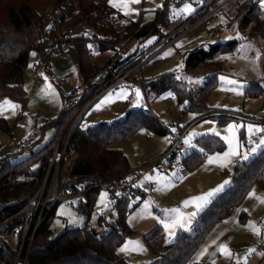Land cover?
I'll use <instances>...</instances> for the list:
<instances>
[{"label": "rangeland", "instance_id": "rangeland-1", "mask_svg": "<svg viewBox=\"0 0 264 264\" xmlns=\"http://www.w3.org/2000/svg\"><path fill=\"white\" fill-rule=\"evenodd\" d=\"M66 1L63 0L64 7H67ZM253 1L263 8L264 16V0H230L215 16L210 17L180 36L174 44L163 50L156 59L144 64L139 73L132 72L127 81L119 82L114 79L115 76L106 80L97 90L90 92L83 101L81 100L79 108L74 109L72 115L69 116L52 158L50 169L51 172H54L53 176L58 164L61 163L62 150L66 143L68 145L75 112L86 107V104L95 98L98 90L102 91L114 82L117 83L116 87L109 88L101 97L88 105L78 123L81 128L101 123H111L124 118L126 111L129 109H141L143 107L158 117L168 130H177L178 127L188 124L185 129L186 137L183 150L180 153L181 158L194 149L200 150L196 146V140L204 134L219 137L225 145L223 150L205 154L201 163L187 173H185L187 167L184 164L176 165L168 171L156 170L154 172L151 167L145 166L149 160L168 148L170 143L169 133L159 135L142 127L130 138L116 145L128 157L131 169L138 170L135 174V184L140 190L138 194L130 197L128 202L129 209L134 205H138L129 211L127 215V222L135 232L119 248L121 253H137L134 248L141 244V241L144 242V232L155 224L162 225L167 236L169 233H171L170 236L175 234L173 239L176 237V230H180L179 228L190 229L196 222V217L190 225L185 222L188 218H192L191 213L195 210L196 198L217 189L219 190L216 193L224 191L231 184V173L234 165L242 160H250L264 148V143H262L264 137L259 136L260 131H254L251 135L248 132L249 125H252L254 129H261L258 120L260 111L264 109V84L260 83L262 91L259 92L257 81L263 76L261 55L264 52V38H249L251 29L240 30L238 26L240 18H236L238 11L244 9V12H241V15H243L248 9L244 3ZM205 2L206 0H170L168 4L169 16L175 20L183 17L187 21L204 9L202 7ZM109 3L126 22L140 21L143 24H149L154 21L156 10L165 5V0H140L139 3H135L133 0H115L118 5L116 7L113 6L111 0ZM59 5V0H50L41 7V13L46 22L52 21ZM185 5H191L194 11L186 12L184 10ZM67 8L77 9L78 7L72 3ZM126 11L128 14H125ZM224 24H227L229 28L223 29ZM172 28L173 25L170 23L167 29ZM217 32L220 33V38L214 37ZM156 38L148 37L142 42L133 38L128 42L120 43L117 50L120 51L123 48L124 56L134 51L136 53L132 54V61L121 67L116 74L130 73L137 63L139 57H137V54L152 45ZM235 40L238 41V44L233 51L216 54L213 57V63L211 61L210 64L187 69L186 57L189 52L200 47L207 50L212 45ZM33 53H31L30 63L25 73V84H27L30 77V64L34 62L36 57ZM95 53L93 61L100 66V75L105 76L110 72L106 70V64L116 52L100 53L95 48ZM51 66L53 72L57 75H66L68 78L66 84L53 83L45 76L42 77L41 83L34 91L26 87L28 92L26 105L8 98L0 100V102L11 101L18 106L12 109L8 105H4L3 110H0V168L5 158L10 157L13 160L24 158L30 154L31 150H36L50 141L54 135V129L48 128L43 131L42 126L60 113L63 107V95L75 99L83 97L85 85L80 72L78 52L75 49L54 56L51 59ZM178 73H181V77H178ZM164 74H173L176 81L182 83L188 89L204 88L207 83L214 79L217 84L208 99V105L217 110L225 111L220 112L222 115L235 116L236 118L220 123L217 117L196 118L193 113L184 114V106L178 103L176 95L171 89H163L160 92L149 90L145 92L146 101L141 103L139 99L144 94L141 88L139 89L140 96L138 99H131L130 86L132 83L138 80L142 81V79L146 81L155 80ZM221 77L236 81V83L228 84L226 80H221ZM98 78L96 77L95 81H98ZM4 121L10 128L9 131L6 129ZM231 125L236 126L235 132L240 144L241 155L231 157V162L226 166H222L223 162L209 163V158L228 151V144L223 137L230 135L227 129ZM216 133H219V135ZM30 136L33 139L27 143L26 140ZM186 141L189 142L186 143ZM252 149L256 150L252 151ZM244 152H247L248 159L243 158ZM60 168L61 166H59V170ZM69 169L70 164L66 163L62 168L63 174H67ZM53 176L47 180V185H50ZM152 184L155 185L153 189ZM253 192L257 193L252 191L237 210L227 218L229 220L237 219L240 230L237 234L227 235L223 239V244L230 249L232 243L250 242L247 246L248 249L246 247L245 250L235 252L233 264L245 261L256 247L264 250V203L253 197L251 195ZM107 195L108 190L105 188H102L97 195L90 220L92 226H97L98 216L107 212ZM80 204L78 200H65L58 204L55 214L49 221L52 236L58 235L66 228L79 227L85 224L86 217L79 211ZM175 210H178V212ZM243 211L247 214V220L244 222L240 220ZM178 215H183L185 227L176 226L166 229L165 223L171 224ZM253 226L260 229L259 234L253 231ZM228 243L230 244L228 245ZM251 245L253 247L250 249L249 246ZM125 246H127V250L121 251ZM233 249L231 247L230 250Z\"/></svg>", "mask_w": 264, "mask_h": 264}, {"label": "trees", "instance_id": "trees-1", "mask_svg": "<svg viewBox=\"0 0 264 264\" xmlns=\"http://www.w3.org/2000/svg\"><path fill=\"white\" fill-rule=\"evenodd\" d=\"M48 1L50 0H0V100L8 98L22 105L27 104L25 73L31 53L37 50L35 42L47 23L41 13V7ZM109 1H66L67 7L72 3L75 4L78 7V17L94 23L102 34L95 40L83 38L76 42L85 92L81 99L62 96L63 107L60 113L42 126L43 131L48 128L54 129L50 141L36 150H31L24 158L13 160L7 157L3 160L0 168V213L8 215L18 212L31 201L45 180L53 176L54 172L50 169L52 158L69 116L74 109L79 108L81 100L83 101L90 92L97 90L102 83L113 76V73H118L121 67L131 62L132 54L136 53L134 51L127 56L123 55L120 60H115L117 46L133 38L142 42L148 37H157L152 45L137 54V57H140L165 37L163 29L171 23L168 11L170 0H165V5L156 10L155 19L149 24L140 21L112 23L111 16L116 10ZM214 1L206 0L202 8L212 5ZM59 4L60 11L67 8L64 7L63 0H59ZM244 5L248 8L245 13L241 15V12H244L242 9L236 15L237 19L240 18L239 29L245 31L250 28L249 38H264L263 8L255 1L246 2ZM90 44H93L100 53L116 52L106 64L110 72L105 76L100 75L101 68L94 63L89 53ZM237 44L238 41L235 40L212 45L207 50L202 47L197 48L188 53L186 67L190 69L210 64L211 61L213 63L216 54L233 51ZM61 53L45 54L44 57L51 59ZM142 67L135 73H139ZM261 70L263 76L257 81L259 92L262 91L260 83L264 84V52L261 55ZM96 77H99L98 81H95ZM135 83L141 84L145 92L171 89L178 103L184 106V114L193 113L196 118L217 117L220 123L236 118L222 115L220 112L225 111L208 105V99L217 84L214 79L201 89H188L177 82L173 74H164L150 81L142 79ZM4 123L9 131L7 123L5 121ZM187 125L178 129L185 130ZM142 127L159 135L167 133L170 135L172 132L158 117L144 108H131L126 111L124 118L111 123H101L87 128H81L78 124L70 136L61 159L59 191L72 189L78 192L81 186L85 189L98 187L102 183L131 172L128 157L116 145L130 138ZM196 146L200 150L194 149L182 158L181 165L187 167L185 173L198 166L208 152L225 148L221 139L211 134L199 136ZM66 163L70 164V169L67 174H63L62 168ZM230 183L197 214L196 222L191 229H180L171 242L166 241L165 230L160 224H155L145 231L144 240L155 255V258L147 264H194L196 253L207 242L217 224L231 216L252 191L264 196V148L250 160H242L234 165ZM101 189L102 187H99L87 192L78 200L81 203L79 211L86 217L83 226L66 228L58 235L52 236L49 221L57 207L53 209L34 239L27 264H131L119 254L118 250L135 232L127 222V215L138 205L129 209L130 198H125L114 210L107 209L106 213L100 214L97 218V226H92L90 220ZM241 219L247 220L245 211L242 212ZM15 259L14 251L0 249V264H14Z\"/></svg>", "mask_w": 264, "mask_h": 264}, {"label": "built area", "instance_id": "built-area-1", "mask_svg": "<svg viewBox=\"0 0 264 264\" xmlns=\"http://www.w3.org/2000/svg\"><path fill=\"white\" fill-rule=\"evenodd\" d=\"M230 0H215L212 5L208 6L197 14L194 18L185 20L183 17L180 19H174L171 17L172 29H163L164 38L157 44L150 47L145 53H143L138 59L135 68L128 74H114V79L119 82L127 81L132 72L142 67L144 64L156 59L159 54L165 50L168 46L174 44L177 39L183 34L190 31L195 26L203 23L212 16H215L222 7ZM71 5V4H70ZM77 9H64L61 11L57 9L54 13V17L51 22H47L43 27L40 37L36 40L35 46L37 50L34 62L31 64L32 79L35 83L38 82V76L42 71L46 72L53 83L66 84L68 78L66 76L57 75L53 72L50 64L51 59L44 57L47 55H54L56 53L66 52L71 49L77 50L76 42L79 39H91L95 40L97 37H101L102 34L99 28L94 23L88 20H82L78 17ZM112 23L124 24L126 21L116 11L111 16ZM229 26L224 24L223 29H227ZM215 38H220V33L214 34ZM89 53L94 59L95 57V46L90 44ZM124 49L121 48L117 52L115 60L123 58ZM106 70H109L107 67ZM181 77V73L177 74ZM117 83L114 82L102 91H97V95L86 107L78 109L72 119V126L69 133V138L78 125L79 120L88 107L93 101L101 97L106 90L111 87H116ZM143 90V96L140 97V102L146 101L145 89L139 83H132L130 86V97L132 100L138 99L137 90ZM101 90V89H100ZM260 118L258 120L261 129H264V109L260 111ZM260 137H264V132H259ZM169 146L168 148L149 160L145 166L151 167L152 171L161 170L168 171L170 168L182 163L180 153L183 150V143L186 137V130H172L169 135ZM32 136L27 140L29 143L32 140ZM67 143L62 150L60 157L62 158L66 150ZM59 166L58 164L53 179L50 185H47V181L38 189L31 201L26 204L22 209L13 214H2L0 213V249H10L16 254L14 264H27L28 257L32 248L35 237L37 236L40 229L47 222L51 212L55 209L61 201L65 200H79L87 192L95 190L96 188L102 187L108 190L106 198V205L108 210H114L116 206L122 202L125 198L135 196L140 192L139 188L135 184V180L130 178L132 172H129L125 176L114 178L108 182L102 183L98 187H90L85 189L83 186L79 187L78 192H74L72 189H64L59 191ZM138 170L134 171L136 173ZM155 185L152 184V189Z\"/></svg>", "mask_w": 264, "mask_h": 264}, {"label": "crops", "instance_id": "crops-1", "mask_svg": "<svg viewBox=\"0 0 264 264\" xmlns=\"http://www.w3.org/2000/svg\"><path fill=\"white\" fill-rule=\"evenodd\" d=\"M35 56H36V53H35ZM31 64H30V77L28 79L27 84H25V88L29 87V88H31V90L33 89V91H34L37 88V86L41 83L42 77L46 76L49 78V76L46 72L42 71L40 73V75L38 76V82L35 83L32 79ZM50 64H51V60H50ZM61 76H66V75H61ZM62 101H63V98H62ZM134 171H136V170H131L132 174L130 175V177L136 181L135 174L137 172L134 173ZM230 182H231V180H230ZM216 191H214L213 192L214 195L209 197L206 201L196 200L195 210L191 213L192 218H188L187 222H185V223H188V225H190L192 223L193 219H195L197 214L209 204L211 199L216 194H218V193H216ZM207 194L208 193L201 195V196H207ZM256 195H259V194L256 193ZM197 204L199 205V207H197ZM237 216L239 218L238 214H237ZM240 220L242 221L241 216H240ZM179 229H184V228H179ZM190 229H191V227H190ZM190 229H188V230H190ZM239 230H240V225H239L237 219H231V220L226 219L223 222H220L219 224H217L215 226V228L213 229V231L211 232V234L209 235L207 242L196 253V255L193 259V263L194 264H233L234 258H235V252L239 251V250H243V249L245 250L250 242H236V243H232V244H230L231 242L228 243V245L230 244V249H231V247L234 248L231 251L233 254L231 257L226 256L222 253L221 246L224 245L223 239L227 235H229L231 233L237 234L239 232ZM178 231L179 230H176L175 233L177 234ZM165 235H166V232H165ZM174 235L173 236H170V234L168 236L166 235V241L171 242V240H173ZM140 243L141 244L137 245L134 248V250L137 251V253H134V254H129L127 252L121 253L120 249L118 250V252L122 257H125L131 264H147L155 258V255L150 250V248L147 246L145 240H144V242L141 241ZM252 247H253L252 245L249 246L250 249ZM247 249H248V247H247ZM254 250L255 251H253L249 256H247L245 261H243L239 264H264V250H262L260 247H256Z\"/></svg>", "mask_w": 264, "mask_h": 264}, {"label": "snow or ice", "instance_id": "snow-or-ice-1", "mask_svg": "<svg viewBox=\"0 0 264 264\" xmlns=\"http://www.w3.org/2000/svg\"><path fill=\"white\" fill-rule=\"evenodd\" d=\"M111 2L113 3V6L114 7L118 6L115 3V0H111ZM133 2L139 3L140 0H133ZM126 7L127 6L125 5V8ZM184 10L186 12H189V13L192 12V11H194V9L191 8V5H185V9ZM125 14H128V12L126 11ZM33 55H35V53H33ZM221 80H226V82L228 84H235L236 83V81L228 80L225 77H221ZM139 96H140V92H139V90H137V97H139ZM109 99H110V97H109ZM4 105H8L12 109H15L16 107H18L17 105L13 104L11 101L5 100L3 102H0V110H3V106ZM235 128H236L235 125H231L227 129V131H228V133H230V135H226V136L223 137V139L228 144V151L224 152L223 154H217L216 156L209 158V163H213V162H223L222 163V166H226L228 163L231 162V157L241 155V152H240V144H239V141L237 139V134L235 132ZM254 131L264 132V129H254V127L252 125H249L248 126V132H249V134L251 135ZM216 134L219 135V133H216ZM187 142H189V141H186V143ZM262 143H264V141H262ZM255 150L256 149H252V151H255ZM243 158L244 159H248L247 152H244L243 153ZM149 179H151V177H149ZM217 190H219V189H217ZM212 195H214V193L213 192H210V193L207 194V196H201V197H198L196 199L199 200V201H206ZM251 195L253 197H255L256 199L261 200L262 203H264V197L257 196L255 192H253ZM197 207H199L198 204H197ZM175 211L178 212V210H175ZM164 226H165L166 229L172 228V227H176V226L184 227V217H183V215H178L176 218H174V220L172 221L171 224L165 223ZM253 231L256 232L257 234H259L260 229L253 226ZM169 234L171 235V233H169ZM129 243L131 244L132 242L130 241ZM126 250H127V246H125L124 248L121 249V251H126ZM221 251L226 256L231 257L233 255L232 252H231V250L228 248L227 245L221 246ZM252 251H255V250L253 249Z\"/></svg>", "mask_w": 264, "mask_h": 264}, {"label": "water", "instance_id": "water-1", "mask_svg": "<svg viewBox=\"0 0 264 264\" xmlns=\"http://www.w3.org/2000/svg\"><path fill=\"white\" fill-rule=\"evenodd\" d=\"M143 109V108H142Z\"/></svg>", "mask_w": 264, "mask_h": 264}]
</instances>
